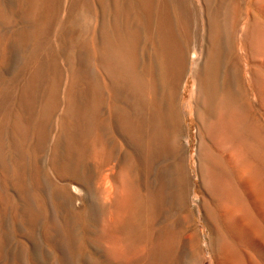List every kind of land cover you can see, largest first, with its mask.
Returning <instances> with one entry per match:
<instances>
[{"label": "bare ground", "instance_id": "6f19581e", "mask_svg": "<svg viewBox=\"0 0 264 264\" xmlns=\"http://www.w3.org/2000/svg\"><path fill=\"white\" fill-rule=\"evenodd\" d=\"M99 1L103 19L95 16L86 48L105 77L103 83L90 78L82 100L81 88L71 85L66 116L72 122L74 141L68 151L79 157L84 138L97 146L104 139L120 144V152L115 150L116 165L101 176L104 182L119 178L115 187H105L109 193L115 188L118 195L112 202V221L103 231L109 235L108 228L115 239L113 252L120 264H145L147 249L141 255L136 252L153 235L161 195L149 189L144 176L156 160L168 161L169 174L177 172L176 185H171L183 218L177 229L186 243L192 239L187 236L191 219L184 196L192 178L183 170L176 141V95L193 56L198 64L196 120L201 126L200 186L198 191L193 189L202 198L199 221L208 230L213 264H264V0H230V4L226 0ZM106 1L110 12L104 8ZM93 17L89 14L90 21ZM240 27L245 31L242 58L235 53L234 40ZM18 34L21 39L30 32ZM201 38L205 40L202 47ZM46 62L55 68L45 89L37 85V93H42L35 98L32 79L47 74ZM46 62L36 64L21 105H34L39 97L45 113L52 114L58 106L56 91L63 72L53 59ZM227 62L234 69L232 76ZM130 94L142 111L137 120L131 114ZM105 107L108 114L102 110ZM89 120L91 132L86 129ZM138 149L137 156L132 154ZM161 241H156L157 247Z\"/></svg>", "mask_w": 264, "mask_h": 264}, {"label": "rangeland", "instance_id": "374dc122", "mask_svg": "<svg viewBox=\"0 0 264 264\" xmlns=\"http://www.w3.org/2000/svg\"><path fill=\"white\" fill-rule=\"evenodd\" d=\"M104 8L110 12L111 5L106 1ZM89 14L94 16L93 21ZM98 15L102 20L99 0H0V264H120V257L113 252L115 239L108 228L109 235L103 231L112 221V202L118 195L115 188L108 192L109 184L115 187L119 178L101 180L116 165L115 150L120 152V144L104 139L97 146L84 138L79 157L68 151L74 141L72 122L66 116L69 89L72 84L79 86L78 97L82 100L88 93L90 78L103 83L105 77L86 48L91 34L88 28H94ZM21 31H29L30 35L20 39L17 35ZM244 33L241 27L234 33L239 58L245 55L240 48ZM199 45H205L203 38ZM48 58L63 72L56 91L58 106L52 114L45 113L39 97L34 105H21L36 64ZM195 61V56L187 61L176 95V141L183 170L192 178L184 191L191 219L187 236L192 239L186 243L177 229L183 219L178 196L171 189L176 185L177 172L169 174L166 160L151 162L144 177L149 189L161 195V202L154 216L153 235L148 245H140L136 252L141 255L144 247L147 249L145 264H213L214 260L212 247L207 245L208 230L200 222L202 198L194 194L200 186L197 166L201 135L195 111ZM202 61L200 57L198 63ZM47 64L48 75L32 79L35 98L42 93H37V85L41 89L49 85L47 79L55 65ZM239 64L243 71L244 60ZM230 65L228 73L232 76ZM132 95L129 104L137 120L142 111ZM102 110L108 114L109 108ZM91 123L89 120L86 128L90 132L94 131ZM107 132L110 136V127ZM98 149L102 152L97 153ZM138 153L139 149L132 152L136 156ZM97 163L102 166L98 168ZM160 239L163 241L157 244L161 247H157Z\"/></svg>", "mask_w": 264, "mask_h": 264}]
</instances>
